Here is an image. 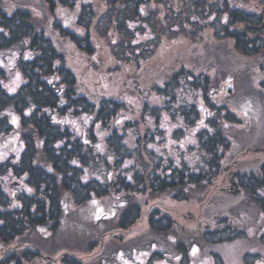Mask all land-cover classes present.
I'll list each match as a JSON object with an SVG mask.
<instances>
[{"label": "trees", "instance_id": "1", "mask_svg": "<svg viewBox=\"0 0 264 264\" xmlns=\"http://www.w3.org/2000/svg\"><path fill=\"white\" fill-rule=\"evenodd\" d=\"M77 1L0 0V53L23 80L16 93L9 94L0 64V150L13 156L0 163V264H82L93 258L95 246H118L124 233L143 226L177 250L175 245L186 240L169 232V202L196 207L199 215L193 216L203 241L237 238L241 231L235 223L246 211L244 205L264 211V145L239 148V139L253 130V117L244 108L255 102L250 96L244 97L245 105L239 99L230 106L215 101L231 87L226 79L225 86L211 84L208 76L213 72L195 73L182 65L152 85L139 71L165 48L181 44L228 45L245 58L258 57L264 53V0L79 2L75 27L82 34L55 15L60 8H74ZM99 47L114 75L130 74L136 88L142 83L139 105L99 94L89 85L94 71L82 79L84 58ZM259 85L264 91V81ZM181 86L193 93L183 107L174 105ZM153 99L160 103H151ZM254 111L261 116L257 107ZM12 113L18 119L13 120ZM71 117H87L91 124L74 137L66 123ZM176 121L180 128L172 131L175 136L199 130L198 145L190 150L192 157L200 155L204 166L174 165L182 153L176 152V158L173 153L172 159L171 151L158 154L152 147L166 141L160 123ZM201 123L205 126L200 129ZM96 124L101 140L94 133ZM255 152L261 157L258 165L247 158ZM12 177L17 179L14 185L22 186L18 193L2 186ZM224 183L228 186L221 189ZM182 220L193 221L187 215ZM112 248L114 261L118 253L132 249ZM101 264L111 263L103 259Z\"/></svg>", "mask_w": 264, "mask_h": 264}, {"label": "rangeland", "instance_id": "2", "mask_svg": "<svg viewBox=\"0 0 264 264\" xmlns=\"http://www.w3.org/2000/svg\"><path fill=\"white\" fill-rule=\"evenodd\" d=\"M79 2L97 5L98 0H78L76 2L77 6L75 5L74 8H60L57 10L55 15L59 18V21L62 24L70 25L75 28L73 31L78 34H82L83 30L81 28L79 29L77 26L75 27L77 15L75 9H78ZM35 6L36 3L33 7ZM160 49L161 48H159V50ZM164 50L165 52L163 55H160L159 58L150 61L143 70L139 71L144 73V78L152 79V82H154L152 85H157V80L163 79L165 72L170 71L172 74L178 70L177 67L185 65L188 71L191 72H202L204 74L207 72H213L214 76L209 75L208 77L209 79L211 78V84H214V86L218 83L219 85L225 86L226 83H224V81L226 79L227 82L229 81L231 88L228 85L227 87L230 89L223 91L224 95L216 96L214 99L215 101L218 100L220 104L230 106L232 105V102L230 101L236 102V100L239 99V104L242 105L243 102L248 101L244 99V97L250 96L251 100L255 102L246 104L247 106L244 108L250 110V116L253 117L250 121L252 123L253 130L251 132L244 133L245 136H242L241 139H239L240 150L246 149L247 147L252 150L257 146L264 145V91L259 89V82L261 83L264 79V53L258 57L249 59L236 54L232 51V49H229L228 45L222 47L217 44H210L207 42L181 44L180 46L174 45L172 48H165ZM160 52L161 51H159V53ZM4 56V53H0V64L6 70V78L3 86L9 94H14L23 82L22 75L12 63H8V65L6 64V61L4 63ZM105 56L106 52L99 47L95 55L84 58L85 70L82 79L85 80L88 72L94 71L90 76L89 85L96 91H100L99 94L113 98L120 96L125 104L131 105L132 107L139 105L140 92L138 89L142 83H140L138 88H136V78L130 76V74L126 76H123L124 73L114 75L112 63H109L107 56ZM131 68L132 67L130 66L127 70H132ZM230 81H233V84H231ZM150 88L152 87H149V89ZM262 89L264 90V88ZM199 90L200 89H198L197 92ZM198 93L200 95L202 92ZM251 95L253 97H251ZM192 100L193 93L191 91L186 92L183 86H181L177 89V93L174 96V105L183 107V105H189ZM199 101L200 98H198L197 102ZM151 103L158 104L160 102L153 99ZM243 105H245V103H243ZM197 106L200 110L204 107H202V105ZM255 106L259 109L261 116L257 115L258 111H254L256 110ZM236 109L238 110L237 107ZM243 112L245 111H242L241 113ZM12 115L13 120L18 119L16 114L12 113ZM254 118L256 119V123L254 122ZM66 123L74 137L80 136L82 132H85L87 127L91 124L87 117L79 120L73 117L67 118ZM204 126L205 124L201 123L197 127L201 129ZM151 128L152 130H155L154 125H151ZM179 128L180 123L178 121H176L175 124H167L165 122L160 123L158 129L159 132L160 130H164L167 133L166 141L163 142V145L161 146L159 144H153L152 147L158 154H162L163 150H166L167 153L171 151V154L169 155L172 159L176 158V152L182 153L181 161L178 162L174 160V165L179 166L181 163H185L186 165L195 167L204 166V162L200 160V155L196 153V155L192 157L190 150L192 149V151H194L198 145L197 138L195 136L199 130L197 131V129H195L193 133L189 134L187 137L182 135L175 136L172 131H176ZM94 133L97 137H99V140H101L103 133L100 132L98 124L95 125ZM157 136H159V134H157ZM248 138L252 140V143L249 140L245 142ZM249 143H251V145H249ZM173 153L175 154V158ZM11 155L12 154L8 151L0 150V163H4L8 158L13 157ZM15 155L17 157V151L15 152ZM247 158H254L256 165L261 162V157L257 152L253 155L248 154ZM9 172L10 171H7L6 174L9 175ZM16 180L17 179L14 177L10 178L8 181L3 180V188L6 190L11 189V191L15 193L20 192L22 190V186L13 184ZM224 186L228 185L224 183L220 186L221 189H223ZM241 203L242 202H239L237 205ZM156 204L164 206L161 202L156 201ZM165 208L166 212H168L169 215H172L173 226L169 232H172L171 234L174 235H179L181 238H185L186 241L184 242H187L188 244L192 243V245H198V251H194L192 253L191 264H213V261L207 255L208 253H215L217 258L223 259L224 264H264V211L260 212V210L255 207V204H251L249 206L245 204L242 209H246V211H241V213H239V221L235 224L242 234L240 232L241 235L239 234L237 238L229 240L225 243L221 242L222 245L208 244L207 242L211 239L203 241L202 229L200 228L201 226L197 221H195L199 215V211L196 207H178L176 204L172 205V203L169 202V205L165 206ZM225 214L230 217L229 219L234 218L228 212H225ZM183 215L191 216L193 221L184 223L185 221L182 220ZM193 215L197 217L194 218ZM128 233L129 234H123V239L125 238V240H119L118 246L115 244H110V246H108L109 244H106L103 247L99 245L95 246L92 251L93 253L90 251L93 258H88V260L82 262V264H101V260L103 259H105L106 263L111 264H171V258L174 257L175 253L174 246L171 243L169 244L166 238L161 235L155 236L149 234L147 229H144V226L143 228H133L132 231H129ZM191 235H195L194 237H197V240L194 241ZM216 238L217 236L214 239ZM225 238L227 239V237ZM151 239L157 240V242L152 245V243H150ZM187 239L191 241H188ZM213 241L214 240H212V242ZM140 243H142L141 246ZM98 246L100 248H98ZM129 246L132 247L130 252H120L115 259L116 261L113 260V256L116 253L111 250L113 249L112 247L124 248ZM136 246L141 247V249H137ZM19 251L21 250H16V254Z\"/></svg>", "mask_w": 264, "mask_h": 264}, {"label": "flooded vegetation", "instance_id": "3", "mask_svg": "<svg viewBox=\"0 0 264 264\" xmlns=\"http://www.w3.org/2000/svg\"><path fill=\"white\" fill-rule=\"evenodd\" d=\"M264 81V79L262 80ZM194 237V236H193ZM188 241H190L189 239H187ZM208 244L211 245H222V243L220 242H207ZM177 250H174V257H172L171 259V264H191V259H192V253L194 251H198V245H195L192 243H187V242H182L180 244V247L178 245H175ZM196 246V247H195ZM211 260L213 261V264H224V261L222 258H217L215 253H208L207 254ZM164 258V255H163ZM242 260V259H241ZM240 262V261H239Z\"/></svg>", "mask_w": 264, "mask_h": 264}]
</instances>
